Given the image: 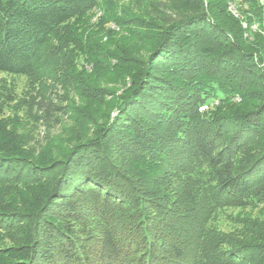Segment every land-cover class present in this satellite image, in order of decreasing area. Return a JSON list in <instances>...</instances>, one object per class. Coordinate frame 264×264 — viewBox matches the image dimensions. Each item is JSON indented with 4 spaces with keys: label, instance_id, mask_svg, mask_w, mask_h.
Here are the masks:
<instances>
[{
    "label": "trees",
    "instance_id": "1",
    "mask_svg": "<svg viewBox=\"0 0 264 264\" xmlns=\"http://www.w3.org/2000/svg\"><path fill=\"white\" fill-rule=\"evenodd\" d=\"M222 1V13L213 15L218 6L209 0H176L187 14L161 20L167 28L144 70L131 76L133 89L114 118L66 161L39 167L38 178L49 173L43 197L22 213L0 212V233L16 234L14 247L0 250V264H216L208 224L191 228L199 198L213 209L234 199L264 204V136L260 142L255 132L264 124V91L250 96L263 101L260 114L234 106L218 112L245 103L250 87L264 83V36L252 33L249 42L225 28L226 16L234 27L241 20L227 11L230 0ZM237 1L250 26L263 22L259 0ZM98 2L0 0V73L35 76L43 55L67 49L70 23ZM228 126L236 130L232 135L222 133ZM14 157L0 152V183L24 179L26 161ZM160 161L170 164L164 177L176 174L182 186L173 203L167 196L162 204L152 188L161 181L141 180L147 166ZM244 251L245 261L264 264V246Z\"/></svg>",
    "mask_w": 264,
    "mask_h": 264
},
{
    "label": "rangeland",
    "instance_id": "2",
    "mask_svg": "<svg viewBox=\"0 0 264 264\" xmlns=\"http://www.w3.org/2000/svg\"><path fill=\"white\" fill-rule=\"evenodd\" d=\"M209 1L217 6L223 2ZM180 4L176 0H99L96 8L70 23L71 36L66 39L68 47L64 53L43 55L37 62L39 69L35 76L0 73V152L23 159L27 164L21 182L0 183V212L22 213L37 197H43L46 191L43 181L49 173L43 172V178H38L39 167L46 169L66 161L76 147L93 141L98 130L114 118L118 104L133 89L129 85L131 76L142 68L144 70L155 51L156 39L161 37V30L167 28L163 19L171 17L170 20H175L179 14L187 12ZM222 8V5L212 7V14L222 13ZM244 10L246 8L237 0H230L227 11L241 23L239 27L235 22L234 27L232 18L226 13L223 16L230 21L223 19L225 28L232 29L249 42L253 40L252 33L264 36V20L250 26L244 19ZM219 24L222 26L223 23ZM249 91L248 98L254 92L264 91V83L252 85ZM262 104V100L250 97L245 103L241 101L218 108V112L228 114L234 107H241L260 114L256 108ZM235 126L239 127L238 124ZM226 129L222 132L224 135L236 131L232 126ZM255 130L259 131L261 136L257 140L261 142L264 124L261 122ZM114 154L117 155V151ZM167 158L178 166L174 157ZM235 160L240 162L242 155L236 156ZM169 165L166 161L153 163L141 176L147 185L154 180L161 181L159 187L151 186L162 204L167 196L173 203L182 192L175 174L178 170L173 169L175 175L170 179L164 177ZM140 168L145 170L142 165ZM199 204L200 209L192 215L195 222L191 228H196L199 223L208 224L210 237L214 238V235L217 242L216 247L209 249L214 262L228 264L235 259L237 264H251L244 260L250 256L244 248L264 246V204L248 206L234 199L213 209L203 204L202 197ZM178 211L184 213V209ZM165 220L160 222L165 223ZM119 228L122 230L123 226ZM12 234L9 231L0 233V250L14 247L16 234ZM232 247L234 250L228 251Z\"/></svg>",
    "mask_w": 264,
    "mask_h": 264
},
{
    "label": "bare ground",
    "instance_id": "3",
    "mask_svg": "<svg viewBox=\"0 0 264 264\" xmlns=\"http://www.w3.org/2000/svg\"><path fill=\"white\" fill-rule=\"evenodd\" d=\"M261 3H262V4H264V1H263V0H261Z\"/></svg>",
    "mask_w": 264,
    "mask_h": 264
},
{
    "label": "built area",
    "instance_id": "4",
    "mask_svg": "<svg viewBox=\"0 0 264 264\" xmlns=\"http://www.w3.org/2000/svg\"><path fill=\"white\" fill-rule=\"evenodd\" d=\"M260 2H261V0H260Z\"/></svg>",
    "mask_w": 264,
    "mask_h": 264
}]
</instances>
